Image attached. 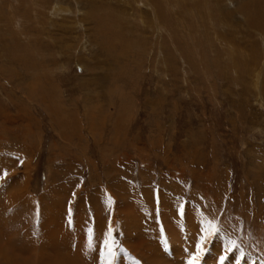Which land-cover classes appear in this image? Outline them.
Returning a JSON list of instances; mask_svg holds the SVG:
<instances>
[{
	"label": "rangeland",
	"instance_id": "obj_1",
	"mask_svg": "<svg viewBox=\"0 0 264 264\" xmlns=\"http://www.w3.org/2000/svg\"><path fill=\"white\" fill-rule=\"evenodd\" d=\"M230 241L264 264V0H0V264Z\"/></svg>",
	"mask_w": 264,
	"mask_h": 264
},
{
	"label": "snow or ice",
	"instance_id": "obj_2",
	"mask_svg": "<svg viewBox=\"0 0 264 264\" xmlns=\"http://www.w3.org/2000/svg\"><path fill=\"white\" fill-rule=\"evenodd\" d=\"M4 175L5 176L7 175L6 171L4 172ZM109 200H110V198H109ZM69 211L71 212V210H69ZM208 223L211 224V222H208ZM212 227H213V231H212V233H210V235L218 234L220 229L216 228L215 225H212ZM112 231H113V229L110 226L109 227V233H111ZM161 231H163V229ZM203 239H204V237L201 238L202 241H203ZM105 243L107 244L108 242L105 241ZM164 243L166 245L167 241H165ZM229 243H230L231 247H229L227 249L226 255L221 257V264H224V262L228 259V253H232L236 248H238V245L235 244V241H230ZM199 248H200V245H197L198 251H199ZM244 259H245L244 253L241 251L240 256L235 261V264H241L242 260H244ZM192 264H197L195 258L193 259Z\"/></svg>",
	"mask_w": 264,
	"mask_h": 264
},
{
	"label": "bare ground",
	"instance_id": "obj_3",
	"mask_svg": "<svg viewBox=\"0 0 264 264\" xmlns=\"http://www.w3.org/2000/svg\"><path fill=\"white\" fill-rule=\"evenodd\" d=\"M59 9H61V8H59ZM58 9V10H59ZM64 10V9H63ZM233 52V51H232ZM262 72V71H261ZM258 74V73H257ZM258 78V77H257ZM256 78V79H257ZM257 81H258V79H257ZM256 84V88L258 87V84H257V82L255 83ZM160 261V262H158V261ZM163 260V261H162ZM159 259L158 257L157 258H155V259H153L152 261H153V263L154 264H178V260H179V257H176V258H173V259H171V260H169V258H163V259ZM183 263V262H182ZM214 264V263H213Z\"/></svg>",
	"mask_w": 264,
	"mask_h": 264
}]
</instances>
